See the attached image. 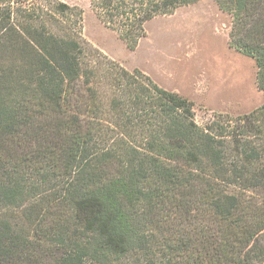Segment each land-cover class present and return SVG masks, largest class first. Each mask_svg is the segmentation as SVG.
I'll return each mask as SVG.
<instances>
[{"label": "trees", "instance_id": "trees-1", "mask_svg": "<svg viewBox=\"0 0 264 264\" xmlns=\"http://www.w3.org/2000/svg\"><path fill=\"white\" fill-rule=\"evenodd\" d=\"M200 0H91L134 49ZM264 90V0H215ZM62 0H0V264H264V104H195L82 35Z\"/></svg>", "mask_w": 264, "mask_h": 264}, {"label": "rangeland", "instance_id": "rangeland-1", "mask_svg": "<svg viewBox=\"0 0 264 264\" xmlns=\"http://www.w3.org/2000/svg\"><path fill=\"white\" fill-rule=\"evenodd\" d=\"M62 1L83 11L86 40L127 69L138 68L161 87L192 100L200 125L264 104L256 59L231 45L232 16L215 0H200L149 20L134 49L98 18L91 0Z\"/></svg>", "mask_w": 264, "mask_h": 264}]
</instances>
